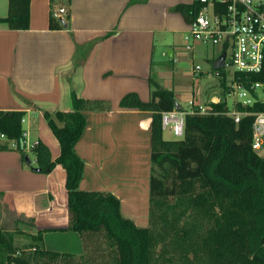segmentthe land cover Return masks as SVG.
Segmentation results:
<instances>
[{
  "label": "crops",
  "instance_id": "crops-1",
  "mask_svg": "<svg viewBox=\"0 0 264 264\" xmlns=\"http://www.w3.org/2000/svg\"><path fill=\"white\" fill-rule=\"evenodd\" d=\"M131 1L32 0L29 29L12 30L0 22V111L26 113L24 152L0 135V144L10 147L0 150V226L11 231L18 218L34 219L30 232L43 230L45 248L51 251L83 253L61 248L76 232L67 230L66 172L60 165L46 170L60 155V144L45 112L71 113L72 93L110 103V110L84 112L87 126L75 147L85 162L80 189L115 194L123 215L146 227L152 113L122 108V98L134 93L148 102L155 81L174 92L183 110H189L191 102L197 108L226 100L222 89L203 106L193 89L188 91L183 84L185 77L193 83L208 71L193 75L197 49L205 46L196 45L191 52L184 49L191 23L175 10L195 0ZM61 8L70 12L69 21H65L68 13L58 16ZM8 11L9 0H0V18ZM51 14L67 27L51 29ZM218 48L212 47L207 56L212 72L214 61L224 52L221 48L215 57ZM163 57L173 64L172 70H161ZM185 62L188 73L180 68ZM181 101L189 108L184 109Z\"/></svg>",
  "mask_w": 264,
  "mask_h": 264
},
{
  "label": "trees",
  "instance_id": "trees-1",
  "mask_svg": "<svg viewBox=\"0 0 264 264\" xmlns=\"http://www.w3.org/2000/svg\"><path fill=\"white\" fill-rule=\"evenodd\" d=\"M31 1L9 0L8 15L0 22L12 30L29 29ZM200 7L195 1L175 10L191 23ZM67 13L65 21L70 20ZM64 23L51 14V29H65ZM220 71L221 87L229 94L225 70ZM231 82L241 84L253 103L238 102L231 109L221 100L207 113L193 108L185 115L183 137L175 140L165 139L162 127L163 112L176 108L173 91L151 81L148 102L134 93L122 98V108L152 113L146 227L123 215L115 194L80 189L85 162L75 147L87 126L84 112L110 110V103L72 93L71 113L45 112L60 144V155L46 170L60 165L66 172L67 230L80 235L83 253L46 249L44 231L30 232L34 219L18 218L11 231L0 226V264H264V159L251 147L255 114L264 112V94L251 86L264 84V64L259 73L236 72ZM233 110L244 114L238 123L228 115ZM25 116L24 111H0V135L20 152L26 145ZM9 148L0 144V150ZM33 150L37 153L38 147ZM20 235L30 242L19 246Z\"/></svg>",
  "mask_w": 264,
  "mask_h": 264
},
{
  "label": "built area",
  "instance_id": "built-area-1",
  "mask_svg": "<svg viewBox=\"0 0 264 264\" xmlns=\"http://www.w3.org/2000/svg\"><path fill=\"white\" fill-rule=\"evenodd\" d=\"M200 10L191 22L185 36L184 49L191 52L196 45L221 47L226 52L225 68L236 72L251 74L259 73L264 64V0H195ZM67 11L59 9L58 16L64 18ZM196 77L202 73L201 66L193 67ZM214 72L221 76L220 70ZM232 75V78H233ZM229 94H237L236 103L251 105L253 98L241 84L232 83ZM257 93L264 94V84L257 82L251 86ZM195 107L191 102L189 110L174 109L162 114V127L177 139L184 135V119L187 112ZM201 113L210 108L197 106ZM229 116L238 123L244 115L231 111ZM24 122V120H23ZM35 145H33L34 147ZM252 150L264 159V112L255 114L252 133Z\"/></svg>",
  "mask_w": 264,
  "mask_h": 264
},
{
  "label": "rangeland",
  "instance_id": "rangeland-1",
  "mask_svg": "<svg viewBox=\"0 0 264 264\" xmlns=\"http://www.w3.org/2000/svg\"><path fill=\"white\" fill-rule=\"evenodd\" d=\"M205 47L201 46L199 49H197L196 57L194 60V66L198 65V66H201L203 70H205V71L208 70L207 74L203 77L193 79V83H192L191 79L188 77H185V79L183 80V84L186 86V90L192 91V89H193V92L195 93L196 98H198L200 100V103L203 106H205L204 103L206 104L207 102H209V100L212 98V96L219 95L223 89L221 87V81H220V80H222V77L218 76L214 71L212 72L211 64L209 61H207V56L212 55L213 49L210 46L209 47L205 46ZM221 50H222L221 47H219L218 49L215 50V52H214L215 57L218 56V53H220ZM167 61H168L167 58L163 57V61H162L163 64H162L161 70L164 72H167V70L168 71L172 70V67H173V64H169ZM159 65H161V63L158 64V66ZM180 68L183 70H187L188 69L187 62L180 65ZM233 71L234 70L232 68H229V67L225 68L227 83L229 86L232 84L231 80H232ZM186 72L188 73V70ZM186 72H184V73H186ZM160 82H161V84H163L164 81L161 80ZM224 97H226V100L228 102L229 107L232 108L233 102L237 99V94H230V95L225 94ZM181 104H182L184 109H188L190 106V105H188L187 102H183V101H181ZM164 138L167 140L177 139L168 130L164 131ZM146 185H147V187L149 186V181ZM145 223H147V221ZM70 235H71V237H74V239L71 238L70 240L65 241V245L63 247H61V248H64L62 250H73V251L80 250L79 252L82 253L83 252V244H82V239L80 238V235L78 233L70 234ZM16 242L19 246H21L23 244L29 243L30 239L24 235H20L17 237ZM79 245H80V248H79Z\"/></svg>",
  "mask_w": 264,
  "mask_h": 264
},
{
  "label": "water",
  "instance_id": "water-1",
  "mask_svg": "<svg viewBox=\"0 0 264 264\" xmlns=\"http://www.w3.org/2000/svg\"><path fill=\"white\" fill-rule=\"evenodd\" d=\"M225 58H226V52H223L215 61H214V69L215 70H221L225 67ZM214 103H218V99L214 100ZM177 110H181L182 107L176 102V108Z\"/></svg>",
  "mask_w": 264,
  "mask_h": 264
}]
</instances>
